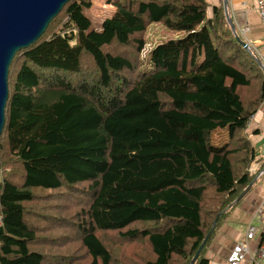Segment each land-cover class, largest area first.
I'll return each mask as SVG.
<instances>
[{
	"label": "trees",
	"instance_id": "16d2710c",
	"mask_svg": "<svg viewBox=\"0 0 264 264\" xmlns=\"http://www.w3.org/2000/svg\"><path fill=\"white\" fill-rule=\"evenodd\" d=\"M108 2L115 11L95 30L93 0H70L10 66L0 264H192L216 223L195 262L210 264L208 244L264 170L245 134L264 103V69L224 8ZM153 24L185 35L147 59ZM217 131L227 138L214 142ZM79 186L88 205L74 239V219L55 223L56 201ZM58 236L78 244L67 251Z\"/></svg>",
	"mask_w": 264,
	"mask_h": 264
},
{
	"label": "crops",
	"instance_id": "0c3cea01",
	"mask_svg": "<svg viewBox=\"0 0 264 264\" xmlns=\"http://www.w3.org/2000/svg\"><path fill=\"white\" fill-rule=\"evenodd\" d=\"M207 1L211 6L210 13L214 7L224 8L225 0ZM227 2V14L232 20L236 32L248 44L250 52L264 66V21L257 12L259 0H227ZM216 133L225 134L224 131ZM245 134L252 145L264 154V103L251 118ZM263 199L264 173L261 172L253 188L230 212L208 244L204 257L209 260L210 264H228L227 260L232 250L244 238L247 227L254 223L255 213ZM259 245L260 237L258 235L251 245L253 253H256ZM242 264L253 263L250 258H247ZM260 264H264V261H261Z\"/></svg>",
	"mask_w": 264,
	"mask_h": 264
},
{
	"label": "water",
	"instance_id": "95a60500",
	"mask_svg": "<svg viewBox=\"0 0 264 264\" xmlns=\"http://www.w3.org/2000/svg\"><path fill=\"white\" fill-rule=\"evenodd\" d=\"M69 2L70 0H0V137L5 127L9 99V69L14 58L20 51L30 48L44 35L51 22ZM227 4L225 0L224 10L227 22L239 43L250 52L248 44L236 34L235 26L227 14ZM258 63L260 64L259 61ZM262 67L264 69V66ZM256 182L257 178L236 200V203L250 192ZM211 233L199 248L192 264L197 261Z\"/></svg>",
	"mask_w": 264,
	"mask_h": 264
},
{
	"label": "rangeland",
	"instance_id": "374dc122",
	"mask_svg": "<svg viewBox=\"0 0 264 264\" xmlns=\"http://www.w3.org/2000/svg\"><path fill=\"white\" fill-rule=\"evenodd\" d=\"M115 9L113 6L108 2V0H93L92 8L89 10H86V15L91 19L93 29L99 30L101 28V23L108 17L112 16ZM210 14V11H209ZM185 33L183 32H173L168 30L163 24H153L147 31V33L144 35V40L146 41V48L144 50L145 57L149 59L150 55L149 52L151 49L155 48L159 44H163L169 40H175L180 39L184 37ZM224 137V138H223ZM221 138V139H220ZM223 138V139H222ZM227 138V134H214V142H222ZM1 179V176H0ZM85 187L79 186L78 188L71 189L69 191L60 193L57 196L56 201V210L57 211H63V213L59 214V218L62 220H59L56 218V224L61 223L64 221H69L71 219H74V221L70 224H74L76 231L73 238H77L79 236V233L77 231V226L75 225V220L81 222L83 219L82 213L83 208H87L88 201L85 198L84 193ZM65 210L67 212H65ZM55 216H57L55 212ZM64 220V221H63ZM61 225V224H60ZM58 227V226H57ZM62 231V228H60ZM60 236V235H59ZM57 238V245L58 247H65L67 251H69L74 245L78 244L74 242V244L67 245L66 241L59 237ZM113 236H109L108 238H105L104 241L113 248L112 252L115 258H119V252L115 251V246L113 244ZM117 240L119 238H116ZM121 241V240H120Z\"/></svg>",
	"mask_w": 264,
	"mask_h": 264
},
{
	"label": "built area",
	"instance_id": "2783aa9c",
	"mask_svg": "<svg viewBox=\"0 0 264 264\" xmlns=\"http://www.w3.org/2000/svg\"><path fill=\"white\" fill-rule=\"evenodd\" d=\"M257 12L264 21V0H259ZM255 169L256 167L252 168V171ZM258 235L260 245L256 253H253L251 245ZM247 258H250L253 264H260L261 261H264V199L255 213L254 223L247 227L244 238L234 247L227 261L228 264H242Z\"/></svg>",
	"mask_w": 264,
	"mask_h": 264
}]
</instances>
